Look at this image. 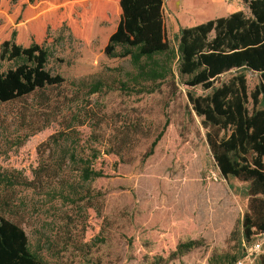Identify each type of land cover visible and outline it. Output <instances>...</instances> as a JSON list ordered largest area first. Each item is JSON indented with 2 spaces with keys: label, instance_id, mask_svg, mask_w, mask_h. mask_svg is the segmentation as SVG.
<instances>
[{
  "label": "rangeland",
  "instance_id": "rangeland-1",
  "mask_svg": "<svg viewBox=\"0 0 264 264\" xmlns=\"http://www.w3.org/2000/svg\"><path fill=\"white\" fill-rule=\"evenodd\" d=\"M225 2L165 0L172 46L178 47L174 17L182 22L209 9L223 17L227 4H237ZM51 36L47 70L56 73L59 61H72L81 44L67 30ZM0 66L7 71L14 63ZM243 73L253 92L260 75ZM98 78L0 105V171L45 177L34 189H9L7 217L24 228L32 251L46 264H260L264 236L247 239L242 226L248 185L220 174L187 89L164 82L152 94L104 90L90 95L87 85ZM196 94L205 92L198 88ZM256 109H264V99ZM69 127L77 133L67 136ZM88 146L101 150L109 177L83 184L73 204L54 200L58 180L46 176L78 175L77 166L65 161L66 152ZM192 241L199 244L170 260L180 244ZM257 243L261 251H254Z\"/></svg>",
  "mask_w": 264,
  "mask_h": 264
},
{
  "label": "trees",
  "instance_id": "trees-1",
  "mask_svg": "<svg viewBox=\"0 0 264 264\" xmlns=\"http://www.w3.org/2000/svg\"><path fill=\"white\" fill-rule=\"evenodd\" d=\"M243 2L249 14L240 11L182 28L175 49L168 36L165 0H0V62L14 63L7 71L0 66V105L86 78L99 77L87 85L90 95L104 90L152 94L164 82L175 89L182 86L207 130L220 174L248 185L245 237L264 236V109H256L264 99V0ZM59 30H67L81 48L51 73L46 46L54 42L51 32ZM233 71L234 76L221 80ZM244 71L260 75L253 92ZM198 88L205 94H196ZM69 130L67 136L77 133ZM66 154L65 161L77 166L78 175L46 178L58 180L54 200L73 204L83 184L109 177V169L100 149L88 146ZM44 178L37 172L27 178L0 171V264H46L32 251L24 228L6 213L10 188L34 189ZM198 244H180L170 260Z\"/></svg>",
  "mask_w": 264,
  "mask_h": 264
},
{
  "label": "crops",
  "instance_id": "crops-1",
  "mask_svg": "<svg viewBox=\"0 0 264 264\" xmlns=\"http://www.w3.org/2000/svg\"><path fill=\"white\" fill-rule=\"evenodd\" d=\"M236 1L237 4L235 5H230V4H227V9L226 11L221 14V15H224L223 17H227L233 13H236V12H240V11H243L246 13V4H244L243 0H234ZM225 2V0H224ZM226 4V2H225ZM167 7L168 4H167ZM166 4H165V14H166ZM199 15L195 16V15H192V17H188L187 19H185L184 21L180 22L178 17H174L173 18V21L171 22V28H172V32L173 34H175V36L178 34V32L182 29V28H190V27H194V26H197V25H200L202 23H205L209 20H213V19H216V18H220V17H217V15H220V14H215V11L213 9H209V10H205V11H202V13H198ZM214 15L215 18H211V16ZM178 15V13H177ZM166 24H167V17H166ZM168 27L169 25L167 24V31H168ZM168 36H169V33H168Z\"/></svg>",
  "mask_w": 264,
  "mask_h": 264
},
{
  "label": "built area",
  "instance_id": "built-area-1",
  "mask_svg": "<svg viewBox=\"0 0 264 264\" xmlns=\"http://www.w3.org/2000/svg\"><path fill=\"white\" fill-rule=\"evenodd\" d=\"M227 2H229L230 0H226ZM254 251H261L262 250V246L260 243H257L255 246H254Z\"/></svg>",
  "mask_w": 264,
  "mask_h": 264
}]
</instances>
